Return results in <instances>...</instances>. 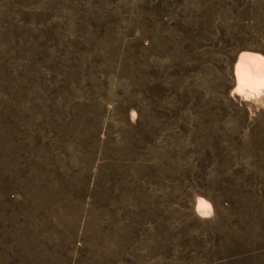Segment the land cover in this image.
Masks as SVG:
<instances>
[{
  "label": "rangeland",
  "instance_id": "obj_1",
  "mask_svg": "<svg viewBox=\"0 0 264 264\" xmlns=\"http://www.w3.org/2000/svg\"><path fill=\"white\" fill-rule=\"evenodd\" d=\"M247 53L264 0H0V264H264Z\"/></svg>",
  "mask_w": 264,
  "mask_h": 264
},
{
  "label": "bare ground",
  "instance_id": "obj_2",
  "mask_svg": "<svg viewBox=\"0 0 264 264\" xmlns=\"http://www.w3.org/2000/svg\"><path fill=\"white\" fill-rule=\"evenodd\" d=\"M236 76L238 90L235 96L239 100L244 99V94L247 93L258 94L264 88V56L259 53L242 55L236 66ZM196 207L201 218L211 213L212 207L207 200L200 199Z\"/></svg>",
  "mask_w": 264,
  "mask_h": 264
}]
</instances>
